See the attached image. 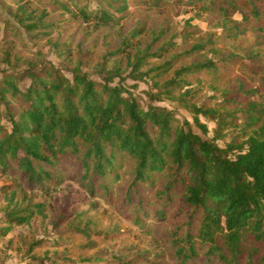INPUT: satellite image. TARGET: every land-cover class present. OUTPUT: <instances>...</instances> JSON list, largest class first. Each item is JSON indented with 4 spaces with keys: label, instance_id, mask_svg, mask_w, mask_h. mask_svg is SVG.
I'll use <instances>...</instances> for the list:
<instances>
[{
    "label": "trees",
    "instance_id": "16d2710c",
    "mask_svg": "<svg viewBox=\"0 0 264 264\" xmlns=\"http://www.w3.org/2000/svg\"><path fill=\"white\" fill-rule=\"evenodd\" d=\"M27 2L17 1L15 16L20 15L22 23L30 20ZM182 4L199 14H215L226 38H237L248 30L264 33V0H188ZM97 5L89 9L75 0H57L52 9L63 10L86 25L88 34L114 28L115 15L128 10L127 0H97ZM43 9L48 14L46 6ZM144 29L138 25L123 35L117 48L99 62L97 78L82 73L78 66L68 77L64 66L52 63L0 72V175L16 177L28 189L39 191L41 198L7 211L0 219V237L13 225L28 224L34 214L43 215L55 199L52 189L58 187L59 168L67 160L79 159L80 170L72 178L107 198V181L110 176L112 182L119 181L116 168L127 159L132 163L124 186L127 203L135 209L158 205L161 218H166L169 206L182 212L184 220L171 231L182 262L196 256L198 241L206 248V258L215 257V264H264V122L249 131L241 144L220 147L194 133L188 121L178 120L172 112L143 107L133 96L124 95L121 86L111 84L120 71L106 66L108 57L126 56L127 64L135 69L146 57H159L160 50H168L161 47L150 54L147 47L141 48ZM213 66L207 61L181 71ZM170 69L165 62L152 72L161 76ZM178 82L173 79L171 84ZM256 106L249 101L245 109L258 114L252 118L255 124L264 119V106ZM191 111L222 121V115L211 109L192 107ZM199 128L206 133L203 124ZM15 198L11 185L0 187V204L9 206Z\"/></svg>",
    "mask_w": 264,
    "mask_h": 264
},
{
    "label": "rangeland",
    "instance_id": "374dc122",
    "mask_svg": "<svg viewBox=\"0 0 264 264\" xmlns=\"http://www.w3.org/2000/svg\"><path fill=\"white\" fill-rule=\"evenodd\" d=\"M17 1L0 0V72L52 63L64 66L68 77L78 66L82 73L97 78L103 56L117 48L126 32L143 25L141 48L147 47L150 54L161 47L168 50H160L159 57H146L135 69L127 64L126 56L106 58L108 68L119 67L120 76L111 84L121 86L124 95L133 96L143 107L152 105L172 112L178 120L188 121L194 133L214 140L220 147L241 144L249 131L264 122L262 119L255 124L252 118L258 114L245 111L249 101L256 103V109L264 106V33L248 30L237 38H226L220 19L182 4L188 0H159L156 4L154 0H127L128 10L115 15L114 28L88 34L86 25L63 10L52 9L57 0H28L30 20L22 23L20 15L15 16ZM75 1L89 9L98 7L97 0ZM45 6L48 14L43 11ZM234 18L240 19L238 15ZM194 46L203 48L189 51ZM207 61L214 63L211 69L181 71ZM165 62L171 69L155 76L152 69ZM173 79L179 82L171 84ZM192 107L214 110L222 115L221 123L195 114ZM199 124L206 127L205 134ZM78 162V158L67 160L59 168V185L52 189L55 199L43 215L34 214L28 224L13 225L6 236L0 237V264L216 263L215 257L206 258V248L198 241L196 256L180 260L171 231L184 217L176 206H169L166 218H161L158 205L135 209L124 200L132 166L129 160L124 159L116 168L119 181L112 182V176L107 181V198L98 191L91 193L87 185L72 178L75 170H80ZM3 185L15 188L16 198L9 206L0 204V219L7 211L41 199L39 191L28 189L16 177L0 175V187Z\"/></svg>",
    "mask_w": 264,
    "mask_h": 264
}]
</instances>
